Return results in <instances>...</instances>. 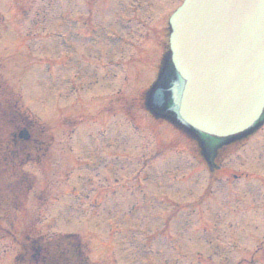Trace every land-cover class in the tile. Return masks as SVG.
<instances>
[{
    "label": "rangeland",
    "instance_id": "obj_1",
    "mask_svg": "<svg viewBox=\"0 0 264 264\" xmlns=\"http://www.w3.org/2000/svg\"><path fill=\"white\" fill-rule=\"evenodd\" d=\"M181 1L0 0V264L25 235L90 264H264V126L211 175L141 109Z\"/></svg>",
    "mask_w": 264,
    "mask_h": 264
},
{
    "label": "water",
    "instance_id": "obj_2",
    "mask_svg": "<svg viewBox=\"0 0 264 264\" xmlns=\"http://www.w3.org/2000/svg\"><path fill=\"white\" fill-rule=\"evenodd\" d=\"M147 108L215 145L264 119V0H184Z\"/></svg>",
    "mask_w": 264,
    "mask_h": 264
},
{
    "label": "trees",
    "instance_id": "obj_3",
    "mask_svg": "<svg viewBox=\"0 0 264 264\" xmlns=\"http://www.w3.org/2000/svg\"><path fill=\"white\" fill-rule=\"evenodd\" d=\"M213 167L216 168L214 165ZM13 241L17 242V239H13ZM19 245L21 251L15 258L14 264H87L79 252V246L75 244L70 249V256L58 253L54 249H51L50 254L48 243L41 237L27 236Z\"/></svg>",
    "mask_w": 264,
    "mask_h": 264
}]
</instances>
